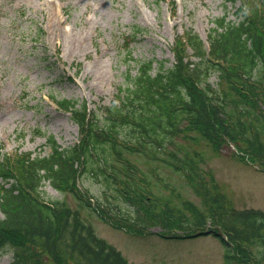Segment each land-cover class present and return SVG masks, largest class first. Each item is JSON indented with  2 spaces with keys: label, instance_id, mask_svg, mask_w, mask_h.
Here are the masks:
<instances>
[{
  "label": "trees",
  "instance_id": "16d2710c",
  "mask_svg": "<svg viewBox=\"0 0 264 264\" xmlns=\"http://www.w3.org/2000/svg\"><path fill=\"white\" fill-rule=\"evenodd\" d=\"M226 1L240 4L236 18H216L207 44L186 29L170 65L146 60L135 73L129 65L110 104L56 100L78 125V142L63 147L50 136L48 153L0 159V252H12L9 264H133L93 218L137 235L212 231L226 264H264V209L237 208L204 167L208 150L232 144L264 171V0ZM142 31L134 26L130 38ZM85 175L102 184V198L80 186ZM47 182L63 196L46 198Z\"/></svg>",
  "mask_w": 264,
  "mask_h": 264
},
{
  "label": "rangeland",
  "instance_id": "374dc122",
  "mask_svg": "<svg viewBox=\"0 0 264 264\" xmlns=\"http://www.w3.org/2000/svg\"><path fill=\"white\" fill-rule=\"evenodd\" d=\"M239 5L226 0H0V159L15 151L48 153L50 136L63 147L78 142V125L56 100L86 101L90 108L110 104L129 65L133 73L134 65L146 60L170 65L177 35L189 29L207 44L216 18L226 14L234 20ZM136 25L143 31L134 40L130 33ZM126 34L129 44L122 41ZM232 151V144L218 154L208 150L204 167L214 171L237 208L264 209V171ZM174 178L179 185L182 180ZM79 184L102 198L101 183L85 175ZM43 190L48 199L63 196L48 182ZM180 190L198 202L189 186ZM92 221L97 234L133 264H226L225 247L212 231L176 239ZM11 261L12 252H0V264Z\"/></svg>",
  "mask_w": 264,
  "mask_h": 264
}]
</instances>
